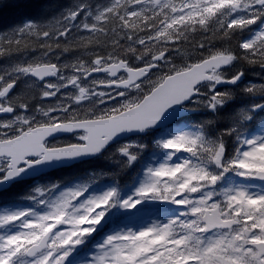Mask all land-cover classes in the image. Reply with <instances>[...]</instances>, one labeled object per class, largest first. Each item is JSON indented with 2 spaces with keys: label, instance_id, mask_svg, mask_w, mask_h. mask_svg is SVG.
<instances>
[{
  "label": "snow or ice",
  "instance_id": "obj_1",
  "mask_svg": "<svg viewBox=\"0 0 264 264\" xmlns=\"http://www.w3.org/2000/svg\"><path fill=\"white\" fill-rule=\"evenodd\" d=\"M22 7L0 28V194L33 183L0 195V264H264V0ZM110 148L118 171L77 167Z\"/></svg>",
  "mask_w": 264,
  "mask_h": 264
},
{
  "label": "trees",
  "instance_id": "obj_2",
  "mask_svg": "<svg viewBox=\"0 0 264 264\" xmlns=\"http://www.w3.org/2000/svg\"><path fill=\"white\" fill-rule=\"evenodd\" d=\"M26 2H28V0H0V28H6L8 25L13 24L15 21L20 19V17L23 15L25 11H33L31 9H24L22 7V5ZM61 2L65 4H69L72 2V0H61ZM93 2H103V0H93ZM16 3H19L21 7L13 6ZM196 39L197 40L200 39L199 34L196 36ZM34 53H38V52H34ZM34 53H31V54H34ZM2 63H6V61H0V64ZM248 73H251V69L248 70ZM108 155L106 157H108ZM100 163L101 161L87 162L84 165V167H88L89 169H96V164L99 165ZM101 167H103V171L111 172V171H117V168L119 166L115 164L114 161H112L110 163L103 164ZM14 193L15 194L10 197L19 198L20 196L23 195L22 192L20 191H18V193L16 192Z\"/></svg>",
  "mask_w": 264,
  "mask_h": 264
},
{
  "label": "flooded vegetation",
  "instance_id": "obj_3",
  "mask_svg": "<svg viewBox=\"0 0 264 264\" xmlns=\"http://www.w3.org/2000/svg\"><path fill=\"white\" fill-rule=\"evenodd\" d=\"M237 67V66H236ZM238 68V67H237ZM227 71H229V72H233V71H235V68H231V69H227ZM225 111H231V108L230 107H228L227 109H225ZM67 137H62V139H66ZM26 183V182H25ZM17 188H20V189H22L23 191H25V189L23 188V187H21L20 185H14V186H12L11 188H9L8 189V191L9 190H12V189H17Z\"/></svg>",
  "mask_w": 264,
  "mask_h": 264
}]
</instances>
